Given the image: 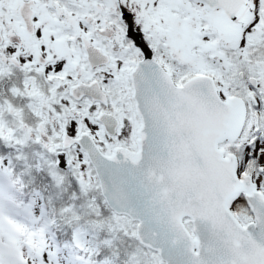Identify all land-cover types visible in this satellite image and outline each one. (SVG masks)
<instances>
[{
	"label": "snow or ice",
	"instance_id": "1",
	"mask_svg": "<svg viewBox=\"0 0 264 264\" xmlns=\"http://www.w3.org/2000/svg\"><path fill=\"white\" fill-rule=\"evenodd\" d=\"M0 264H264V0H0Z\"/></svg>",
	"mask_w": 264,
	"mask_h": 264
}]
</instances>
